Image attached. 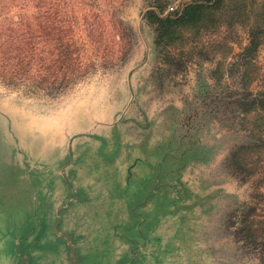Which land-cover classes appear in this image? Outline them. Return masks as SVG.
Instances as JSON below:
<instances>
[{"label":"rangeland","instance_id":"obj_1","mask_svg":"<svg viewBox=\"0 0 264 264\" xmlns=\"http://www.w3.org/2000/svg\"><path fill=\"white\" fill-rule=\"evenodd\" d=\"M48 1L13 9L35 23L42 6L35 40L0 11V264H264L244 230L264 219V152L252 176L231 157L256 141L237 57L247 32L222 60L211 45L224 35L159 44L146 18L194 0ZM62 37L78 59L66 82Z\"/></svg>","mask_w":264,"mask_h":264},{"label":"trees","instance_id":"obj_2","mask_svg":"<svg viewBox=\"0 0 264 264\" xmlns=\"http://www.w3.org/2000/svg\"><path fill=\"white\" fill-rule=\"evenodd\" d=\"M54 1V0H52ZM47 0H0V4H11L10 7H4L0 11H5V16L9 18L11 27L8 31L12 32L17 39L20 37L26 39L31 36L33 40L36 35L44 31L45 12L41 5H36L37 11L34 19L25 21L23 14H12L13 9L21 7L24 4H52ZM54 14V13H53ZM65 15L63 26L58 29L63 36L68 37L73 29L68 24V15ZM1 18V16H0ZM19 18V19H17ZM146 18L157 26V41L159 44L174 46L178 41L191 34L204 35H224L221 40L215 39L211 46V52L222 56L226 60L232 53V44L238 42L240 38L239 29H243L248 35V44L237 55L240 64L243 67V85L244 100L242 106L246 113L251 115L249 128L255 143L244 145L237 148L232 153V160L235 162L238 171L246 176H252L257 172L254 166L255 157L261 158L264 152V68L258 62V54L264 46V0H194L185 5L183 9L174 16H164L155 11H149ZM17 25V26H16ZM14 39V40H17ZM67 39V38H66ZM71 40L65 41L62 37L59 40L60 63L59 71L63 82L70 81L72 78V68L77 62L74 57V49ZM14 44V43H13ZM11 44V50L20 52L21 55L27 51H37L39 42H20L15 47ZM18 62L25 66V58H19ZM223 62L218 69H221ZM74 69V68H73ZM257 83L259 89L253 91L252 86ZM259 202H264V194L258 195ZM256 209L251 210L249 217L253 216ZM247 239L257 248H260L264 263V219L247 223L244 227Z\"/></svg>","mask_w":264,"mask_h":264},{"label":"water","instance_id":"obj_3","mask_svg":"<svg viewBox=\"0 0 264 264\" xmlns=\"http://www.w3.org/2000/svg\"><path fill=\"white\" fill-rule=\"evenodd\" d=\"M23 256H27V255H23ZM8 258H9V256H8ZM20 258H22V256H21ZM13 259H14V257L10 256V259H7V264H8V262H9L10 260L13 261ZM17 259H18V258H17ZM29 259H30V258L28 257V260H29ZM14 260H15V259H14ZM28 260H26L25 262H22L20 259H18V262L21 263V264H26V262H27Z\"/></svg>","mask_w":264,"mask_h":264},{"label":"built area","instance_id":"obj_4","mask_svg":"<svg viewBox=\"0 0 264 264\" xmlns=\"http://www.w3.org/2000/svg\"><path fill=\"white\" fill-rule=\"evenodd\" d=\"M170 11H171V12H174V11H176V10H175L174 7H171V8H170Z\"/></svg>","mask_w":264,"mask_h":264}]
</instances>
